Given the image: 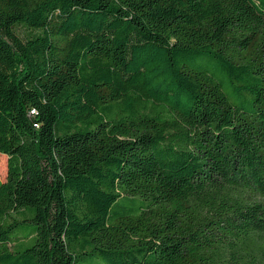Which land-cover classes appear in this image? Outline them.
<instances>
[{
  "label": "trees",
  "instance_id": "16d2710c",
  "mask_svg": "<svg viewBox=\"0 0 264 264\" xmlns=\"http://www.w3.org/2000/svg\"><path fill=\"white\" fill-rule=\"evenodd\" d=\"M0 178V264H264V0H0Z\"/></svg>",
  "mask_w": 264,
  "mask_h": 264
},
{
  "label": "rangeland",
  "instance_id": "374dc122",
  "mask_svg": "<svg viewBox=\"0 0 264 264\" xmlns=\"http://www.w3.org/2000/svg\"><path fill=\"white\" fill-rule=\"evenodd\" d=\"M4 161V160H3ZM1 179V178H0Z\"/></svg>",
  "mask_w": 264,
  "mask_h": 264
}]
</instances>
